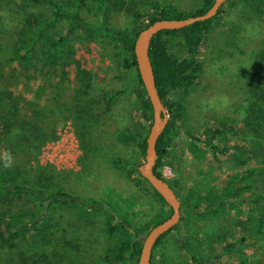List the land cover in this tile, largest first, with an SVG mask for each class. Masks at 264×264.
<instances>
[{
    "label": "rangeland",
    "instance_id": "1",
    "mask_svg": "<svg viewBox=\"0 0 264 264\" xmlns=\"http://www.w3.org/2000/svg\"><path fill=\"white\" fill-rule=\"evenodd\" d=\"M124 1L126 6L110 15L111 25L121 30L132 25L134 10L144 14L152 1L173 4L187 13L198 12L203 6V0ZM231 1L233 6L227 0L229 4L224 7L225 20L216 22L201 51L203 73L198 85L189 96H176L185 99L187 107L183 134L188 130L200 135L220 119L243 127L251 110L257 109L249 85H264V22L257 18L252 0ZM62 4L66 11L75 10L73 4ZM0 13L5 26L0 32V90L5 91L6 85H18L15 91L22 94L24 85H30L31 92L24 94L26 99L46 109L45 131L54 129L56 133H47L48 141L38 153V162L53 177L55 187L79 197L91 210L98 208L90 214L82 203L49 209L42 223V237L15 248L0 244V264H102L107 251L118 247L123 239L120 234L108 233L112 210L119 217L131 215V237H142L149 223L165 220L170 214V207L156 200L146 185L137 186L111 162L114 155L131 164L141 159L135 143L126 141L128 133L143 132L144 126L132 90L133 75L116 58L114 42L101 37L90 39L82 32L69 36L66 54L53 64L36 63L21 68L15 42L23 16L34 13L48 18L52 14L47 8L24 11L9 4L0 7ZM81 14L95 26L103 22L91 2L81 8ZM67 27V21L61 20L53 31L65 36ZM180 48H175L179 57L184 55ZM110 97L114 98L111 106L107 102ZM78 110L85 112L84 118L76 117ZM233 141V147L244 153L254 146L248 138ZM178 144L171 164L163 172L169 179L181 177L186 188L221 186L227 176L241 170L227 157L220 162L208 153L202 159L194 158L183 136ZM248 166L260 172L253 192L264 190V160L254 158ZM205 207L202 203L200 210ZM239 225L245 228L247 217L228 204L227 216L210 220L207 215L199 218L192 214L190 222L181 224V229L183 238L203 254L208 264H264V235H245ZM179 236L176 230L162 241L153 251V264H191L190 254L178 244ZM241 237H245L242 242ZM199 238L208 239L214 249L201 246ZM228 244H233L234 249H228Z\"/></svg>",
    "mask_w": 264,
    "mask_h": 264
},
{
    "label": "trees",
    "instance_id": "2",
    "mask_svg": "<svg viewBox=\"0 0 264 264\" xmlns=\"http://www.w3.org/2000/svg\"><path fill=\"white\" fill-rule=\"evenodd\" d=\"M215 1L203 0L202 8L195 13L181 11L173 4L152 1L144 14L141 11H133L134 21L124 30L114 28L110 16L126 6L124 0H0V7L9 4L24 11L47 8L52 14L48 18L34 13L23 16L16 32L15 42V55L21 68L33 67L36 63L53 64L58 57L66 54L69 36L77 32L85 33L90 39L101 37L114 42L117 50L116 58L123 68L133 75L132 90L139 106L138 115L144 123L143 132L128 133L126 141L135 143L140 152V161H144L147 139L153 124V107L137 70L134 50L136 39L143 29L156 21L182 20L204 15ZM252 1L257 18L264 22V0ZM63 2L73 4L75 10L66 11ZM89 2L93 3L102 15L103 22L98 26L88 22L81 14V8ZM229 2L231 6L234 5L233 1L229 0ZM229 2L224 3L215 18L195 23L181 30L163 31L152 39L150 46L158 94L172 116L157 143L158 160L154 173L171 186L182 202L181 220L171 232L179 231L178 244L182 250L190 254L191 264H208L203 254L194 248L187 238H183L181 224L190 222L192 214L199 218L207 215L210 220H217L227 216V205L233 204L241 215L247 217L245 228L239 225L245 235L250 234L255 237L264 235V190L253 192L260 172L248 166L254 158L264 160V85H249L253 100H257V109L251 110L252 113L248 116V120H245L243 127L238 124L231 125L228 121L220 119L211 123L200 135L188 130L184 134L181 133L182 126L185 125L187 107L185 99L176 96L187 97L198 85L203 73L201 51L206 46L210 34L215 30L216 22L225 20L224 7ZM127 5L129 6V3ZM61 20L68 23L65 36L53 31ZM4 28V20L0 13V32ZM177 47H181L183 56L179 57L175 54ZM262 59L264 61V57ZM6 86L5 91L0 90V244L4 248H15L29 239L35 241L42 237V223L51 208L77 206L82 203V208L88 214L98 208L91 210L79 197L55 187L53 177L46 174L37 158L45 142L48 141L47 133L49 136L56 134L54 129L45 131L46 109L26 99L25 95L31 92L30 85H24L25 91L22 94L15 91L18 85ZM8 87L13 88V91ZM113 99V97L108 99V105L111 106ZM84 114V111L78 110L76 117L82 119ZM182 136L188 141L187 150L194 158L202 159L203 155L208 153L215 162H220L222 157H227L241 170L227 176L221 186L210 185L205 189H198L197 186L186 188L181 182V177L171 179L165 177L163 170L171 164L173 154L179 149L178 140ZM241 137L248 138L254 143L252 150H246L244 153L233 147V140ZM89 152L92 153L94 150ZM89 152L87 156L90 155ZM140 161L131 164L121 156L111 157L112 164L118 170L131 178L137 186L146 185V190L156 200L167 205L163 197L142 177L138 169ZM202 203L206 207L201 211ZM112 212L108 222V233L110 236L120 234L123 239L118 247L107 251L102 257V264H138L143 238L140 235L131 237L132 219L131 215L126 213L127 210L124 212L129 216L128 218L119 217L114 213L115 211ZM171 214L170 208V214L166 219ZM165 220L149 223L144 232L147 233ZM170 233L157 242L154 250ZM244 240L245 237H241V242ZM198 241L201 246L206 245L214 249V245L208 239L199 238ZM228 249L233 250L234 245L228 244ZM241 264H245V261Z\"/></svg>",
    "mask_w": 264,
    "mask_h": 264
},
{
    "label": "water",
    "instance_id": "3",
    "mask_svg": "<svg viewBox=\"0 0 264 264\" xmlns=\"http://www.w3.org/2000/svg\"><path fill=\"white\" fill-rule=\"evenodd\" d=\"M227 0H216L210 10L201 16L190 17L182 20H159L143 29L135 42V56L137 70L143 86L147 92L153 107V124L147 139L145 161L140 165L139 172L152 188L157 191L171 208L172 214L161 224H158L145 233L138 264H152L153 251L157 242L166 234L170 233L181 220L182 202L171 186L158 178L154 169L157 165V143L166 130L172 117L171 111L163 104L157 90L156 77L150 57L152 39L163 31H176L189 27L198 22H205L215 18Z\"/></svg>",
    "mask_w": 264,
    "mask_h": 264
},
{
    "label": "flooded vegetation",
    "instance_id": "4",
    "mask_svg": "<svg viewBox=\"0 0 264 264\" xmlns=\"http://www.w3.org/2000/svg\"><path fill=\"white\" fill-rule=\"evenodd\" d=\"M183 230V233H184V229H182ZM183 236H184V234H183Z\"/></svg>",
    "mask_w": 264,
    "mask_h": 264
}]
</instances>
